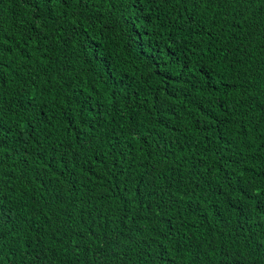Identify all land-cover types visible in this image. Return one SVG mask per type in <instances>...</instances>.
Segmentation results:
<instances>
[{"label": "trees", "instance_id": "trees-1", "mask_svg": "<svg viewBox=\"0 0 264 264\" xmlns=\"http://www.w3.org/2000/svg\"><path fill=\"white\" fill-rule=\"evenodd\" d=\"M37 14L0 0V264H264V0Z\"/></svg>", "mask_w": 264, "mask_h": 264}, {"label": "snow or ice", "instance_id": "snow-or-ice-1", "mask_svg": "<svg viewBox=\"0 0 264 264\" xmlns=\"http://www.w3.org/2000/svg\"><path fill=\"white\" fill-rule=\"evenodd\" d=\"M22 2L32 7L33 11L38 13L36 19H40L41 18V15L39 14L40 5H43L45 9L50 8L54 0H22ZM57 2L62 3L65 6V8H70L72 7L73 4H77L80 6L86 4V0H57ZM136 2L137 0H128V3L130 4H134ZM236 2L247 3V2H254V0H236ZM3 51H4L3 48L0 47V54H2ZM6 86H7V80L0 78V90H2ZM3 114H4L3 108L0 107V116H2ZM241 214H243V210H241ZM237 264H239L238 261Z\"/></svg>", "mask_w": 264, "mask_h": 264}]
</instances>
